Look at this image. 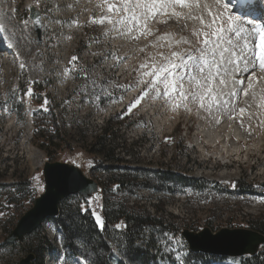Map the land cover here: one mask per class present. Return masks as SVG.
Returning <instances> with one entry per match:
<instances>
[{
	"label": "rangeland",
	"instance_id": "obj_1",
	"mask_svg": "<svg viewBox=\"0 0 264 264\" xmlns=\"http://www.w3.org/2000/svg\"><path fill=\"white\" fill-rule=\"evenodd\" d=\"M29 2H33L31 7L43 10L51 28L63 14L71 13L73 19V8L69 9L68 5L77 4L76 0H6V5L2 6L6 10L7 35L14 47L10 50L1 45L3 48H0V185L3 186L0 188V245L40 194L42 169L46 162L80 165L84 174L105 189L101 198L104 206L113 205L116 209L126 205L129 212L149 216V220H163L168 228L174 227L180 233L184 230L199 232L209 229L217 233L221 229H248L251 222L264 219V189L260 187L264 183V127L258 126V119L250 120L247 114L232 120L222 118L216 125L201 119L195 107L191 113L182 109L172 112L162 100L145 98L131 113L114 120L115 127L120 130V135H116L117 142L125 146L118 148L116 154L123 156L132 139L139 137L140 142L134 149V158L138 162L129 168L172 171L203 180L207 188L202 193H195L177 187L173 195H165L136 187L122 191L108 186L106 181L110 175L118 177L123 172L93 170L97 153L92 143L98 127H101V117L89 112L88 105L78 99L74 86L67 84L61 93H57L53 85L58 80L55 49L52 42L45 50L37 45L28 19ZM87 4V0H80L79 5ZM242 16L247 19L246 15ZM74 17L82 19L78 14ZM169 25L171 27L154 24L153 27L161 32L177 33V38L186 36L193 41V48L197 46L196 38L190 32L191 22L183 32L179 31L182 25H176L174 21H169ZM49 34L52 37L54 30ZM149 39L151 41L154 37ZM149 48L147 51L156 52V49ZM140 55H136V68L144 53ZM21 62L24 69L19 67ZM134 76L136 80V71ZM29 89L31 96L26 95ZM50 93L55 95L54 98H49ZM240 106L243 107V103ZM131 114H140L141 120L131 124ZM34 116L38 119L34 120ZM260 118L264 119V116ZM242 123L244 127H241ZM148 124L150 132L141 136ZM160 133L163 134L161 141ZM237 182L251 186L257 195L220 194L223 188L233 190V184ZM96 206L100 209L97 200L86 208L94 211ZM110 225L119 231L120 228L116 227L119 224ZM157 225L150 221L143 226L144 241H149L152 236L158 249L157 253L154 249L150 252L158 259L147 264H195L181 235L166 233L160 236ZM39 236L55 249L53 264H90L95 258L84 248H80L76 255L65 252L60 246L58 231L50 221L39 229ZM38 241L37 237L24 239L22 244L0 250L3 252L0 264H19L31 254L29 245L36 247ZM108 244L109 248L112 244L115 249L112 256H108V264H128L122 259L119 243L112 232L107 233ZM260 251L258 257L264 258V248L261 247ZM47 257L50 255L45 256L44 263L50 264Z\"/></svg>",
	"mask_w": 264,
	"mask_h": 264
},
{
	"label": "snow or ice",
	"instance_id": "obj_2",
	"mask_svg": "<svg viewBox=\"0 0 264 264\" xmlns=\"http://www.w3.org/2000/svg\"><path fill=\"white\" fill-rule=\"evenodd\" d=\"M3 3L4 0H0V5ZM88 3H95L100 10V15L91 17L89 23L101 27L105 37L111 35L113 39L119 37L129 42L154 37L148 44L138 47V51L144 53L134 69L137 72L135 87L141 89V94L128 106L125 115L145 98H151L162 100L172 112L182 109L191 113L195 107L201 119L216 125L222 118L232 120L247 114L250 120L258 119V126L264 127V119L260 118L264 116V25L238 14L232 7V0H88ZM244 7L243 4L238 6L239 10ZM5 15L0 7V34H3L6 47L11 49L14 43L6 34ZM169 21L182 25L180 32L191 22L190 32L196 38L197 46L193 48V41L186 36L177 38V33L161 32L153 27L154 24L171 27ZM27 23L25 21L26 26ZM33 23L36 27L42 26L41 17L37 15ZM72 23L78 25L76 20ZM149 47L156 52L147 51ZM77 59L73 56L70 63ZM108 59L116 60L118 66L122 58L113 53L105 57ZM19 67L24 69L25 65L21 62ZM80 72L83 78L90 79L87 70L81 68ZM91 83L92 96L97 100L101 94L112 96L107 84L101 85L95 80ZM116 87L126 88L124 85ZM26 95H32L31 89ZM111 102L118 101L113 98ZM241 127H244L243 123ZM94 199L87 193L81 208L91 206ZM92 215L103 230L102 217L95 211ZM116 227L119 229L121 225Z\"/></svg>",
	"mask_w": 264,
	"mask_h": 264
},
{
	"label": "trees",
	"instance_id": "obj_3",
	"mask_svg": "<svg viewBox=\"0 0 264 264\" xmlns=\"http://www.w3.org/2000/svg\"><path fill=\"white\" fill-rule=\"evenodd\" d=\"M116 134L113 131V127L107 125L101 135L95 137L92 143L97 155L102 156L109 163L115 164L114 166L109 165L105 170L109 172H123L118 177L112 176L108 180L109 184L116 186L117 189L122 191L136 187L137 189H153L156 192L168 194H174V190L177 187L181 189L193 188L196 191L204 189L205 183L203 181L187 178L172 171L153 172L126 168L127 163H123L116 154V150L119 147ZM119 165L124 166L120 167ZM149 175L153 176L148 177ZM2 187L0 185V188ZM241 188L244 190L242 193L249 191L248 187L242 186ZM249 193L252 194L251 192ZM104 194L105 191L103 189L100 195V202L99 198L96 199L100 205V215L109 222L121 223L124 235L119 237L118 242L123 259L128 264H147V262L153 261L155 257L150 255V252L152 249L155 251L156 243L152 240V236H150L151 239L149 241L145 242L142 230L143 226L150 221L158 223L162 227L161 221L155 219L149 220V216L138 215L135 211L129 212L126 205H121L116 209H114L113 205L110 207L104 206V199L101 200ZM94 211L98 212V206L94 208ZM90 214V210L81 213L77 209H73L67 205L66 201H63L59 208L58 217L52 221L61 231L62 242L66 250L76 255L80 248H84L85 252L91 251L95 257L92 262L90 261V264H108L109 249L106 243L105 229L104 231H99ZM251 223L249 229L264 235V219ZM35 237L39 240L38 245L36 247L32 244L29 245L30 253L34 256L33 264H43V256L51 246L44 237L39 236V231L29 236L28 239L32 240ZM12 247L14 246H4L2 243L0 250ZM105 255L108 258H105ZM203 258L206 257L201 255L195 257L196 260H202ZM209 258L213 257H207V259ZM245 260V264H263L258 262V257L245 258Z\"/></svg>",
	"mask_w": 264,
	"mask_h": 264
},
{
	"label": "water",
	"instance_id": "obj_4",
	"mask_svg": "<svg viewBox=\"0 0 264 264\" xmlns=\"http://www.w3.org/2000/svg\"><path fill=\"white\" fill-rule=\"evenodd\" d=\"M39 15L32 13L31 19ZM40 16V15H39ZM35 27L38 43L40 44L41 26ZM78 178L77 180L71 179ZM44 193L35 200L33 207L20 219L12 233L5 239L4 244L13 245L22 242L32 235L47 219L58 216L60 203L70 196L83 197L90 193H98V185L86 178L78 168L62 163H45L43 167ZM264 188V183L262 184ZM189 250L195 254L217 257L239 258L255 256L259 247L264 246V236L250 230L223 229L212 234L208 229L194 234L184 231L182 234ZM33 256H28L20 264H32Z\"/></svg>",
	"mask_w": 264,
	"mask_h": 264
},
{
	"label": "bare ground",
	"instance_id": "obj_5",
	"mask_svg": "<svg viewBox=\"0 0 264 264\" xmlns=\"http://www.w3.org/2000/svg\"><path fill=\"white\" fill-rule=\"evenodd\" d=\"M5 1L6 0H4V3L1 5V7L2 6H4V5H6V3H5ZM3 10H4V12H6V10L4 9V7H3ZM239 13V12H238ZM246 12L245 11H243L242 13H239V14H244V15H246V17H247V19H252L251 18V14H249V12H248V14H245ZM7 20V16L5 15V21ZM7 34V33H6ZM1 45H5L6 46V44H5V41H4V39H3V34H0V48H3ZM10 49V48H9ZM10 50H12V48L10 49ZM219 133V132H218Z\"/></svg>",
	"mask_w": 264,
	"mask_h": 264
}]
</instances>
